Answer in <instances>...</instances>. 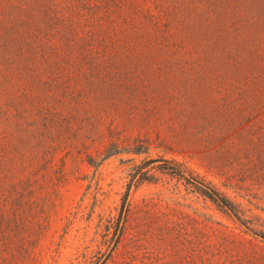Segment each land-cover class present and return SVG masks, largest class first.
<instances>
[{"label":"rangeland","instance_id":"374dc122","mask_svg":"<svg viewBox=\"0 0 264 264\" xmlns=\"http://www.w3.org/2000/svg\"><path fill=\"white\" fill-rule=\"evenodd\" d=\"M0 264H264V0H0Z\"/></svg>","mask_w":264,"mask_h":264},{"label":"trees","instance_id":"16d2710c","mask_svg":"<svg viewBox=\"0 0 264 264\" xmlns=\"http://www.w3.org/2000/svg\"><path fill=\"white\" fill-rule=\"evenodd\" d=\"M200 192L211 199L213 202L217 203L218 205L225 207L227 209H230L231 203L228 199L225 197L219 195V193L213 189H211L209 186L204 185V187L200 188Z\"/></svg>","mask_w":264,"mask_h":264}]
</instances>
